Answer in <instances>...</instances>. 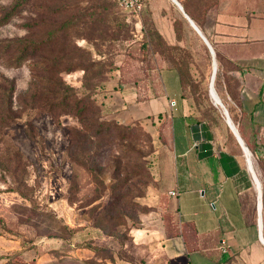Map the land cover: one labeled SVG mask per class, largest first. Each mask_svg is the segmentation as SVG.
Instances as JSON below:
<instances>
[{"label":"rangeland","instance_id":"374dc122","mask_svg":"<svg viewBox=\"0 0 264 264\" xmlns=\"http://www.w3.org/2000/svg\"><path fill=\"white\" fill-rule=\"evenodd\" d=\"M15 1L0 0V19ZM187 1L216 51L211 35L216 30L215 18L209 12L220 0ZM233 1L231 6L236 11L260 6L264 10V0ZM68 19L71 23L61 26ZM156 22L174 29V43L166 40ZM163 29L172 39L169 29ZM51 34L56 36L43 52L18 65L10 62L16 52L0 49V264L11 262L14 253L19 254V246L28 245L30 238L59 236L71 226L99 224L101 212L116 200L114 187L118 185L125 197L120 204L124 218L117 223L123 224L110 226L109 231H116L123 240L121 256L136 264H158L148 259L149 252L141 242L131 241V232L139 226L142 214L148 212L143 202L149 188L160 186L154 179L158 166L165 178L174 172L172 148L166 147L172 140L170 120L166 119L165 124L157 118L123 122L120 131L129 138L118 144L116 136L97 138L96 144L86 142L84 149L79 146L71 151L72 129L81 130L82 135L86 130L77 115H54L42 106L49 100L46 94L39 98H46L43 102H35L32 95L38 81L32 64L46 58L55 60L56 68L49 73L51 80L65 81L75 88L78 97H90L98 105L90 116L106 121L112 118L107 113L110 95L133 77L137 59L146 55L145 73L159 88V66L176 71L180 66L184 72L182 93L191 101L195 120L217 129L230 153L252 177L245 151L223 107L215 103L214 93L215 98L211 96L212 54L173 0H143L142 9L132 12L123 10L115 0H29L0 25L1 41L42 39ZM217 76L216 91L237 125L238 116L230 99L237 82L226 69L218 70ZM12 85L15 90L11 109H7L3 92ZM51 88L53 84L47 85ZM251 151V166L263 184L257 157ZM93 153L96 155L91 160ZM96 251L102 256L111 254L108 249Z\"/></svg>","mask_w":264,"mask_h":264},{"label":"crops","instance_id":"0c3cea01","mask_svg":"<svg viewBox=\"0 0 264 264\" xmlns=\"http://www.w3.org/2000/svg\"><path fill=\"white\" fill-rule=\"evenodd\" d=\"M233 4L220 0L210 9L216 27L211 35L228 73L237 79V101L230 99L242 133L238 129L245 142L255 146L264 179V10L260 6L236 11ZM156 24L174 43V29ZM159 78L160 88L147 80L146 98H140L145 87L140 82H122L107 105L109 115L120 122L151 116L170 120L172 127L166 147L172 148L174 172L165 178L160 165L154 172L160 186H151L143 202L153 208L142 214L131 241L141 242L148 259L158 264H264V183L261 232L258 181L244 171L217 129L195 120L178 72L159 66ZM71 228H76L71 236L36 238L21 252V260L6 264H136L121 256L120 242L99 228ZM95 246H108L111 254H96Z\"/></svg>","mask_w":264,"mask_h":264},{"label":"trees","instance_id":"16d2710c","mask_svg":"<svg viewBox=\"0 0 264 264\" xmlns=\"http://www.w3.org/2000/svg\"><path fill=\"white\" fill-rule=\"evenodd\" d=\"M28 1L29 0H16L9 8H7V11L4 13L2 18L0 19V25L5 24L9 19H11L13 17V15L15 14V12L20 7L25 5L26 2H28ZM115 1L119 4V6L123 10L129 11V12L133 11V10H128V9L124 8L118 2V0H115ZM179 1L184 6V9L188 13V15L201 28L199 18L197 17L195 12L191 9V5H192L191 2L187 1V0H179ZM69 20L70 19L63 21L61 23V26H64V28H65L67 26V24L71 23V21H69ZM58 31H60V30H58ZM55 36H56V34L55 35L51 34L50 36H48L46 38H42V39H34V38L27 37L26 39H10V40H3V41L0 40V49H2L3 52H14V53L16 52L17 54L10 59V62L18 65V64H21L24 60H28L32 56L43 52L45 50L46 46L49 44V42L51 40L54 39ZM216 56L218 57V60L220 63V65H218L219 72L221 69H226L227 74L229 76V73H228L229 68H227V66H225V64L227 65L225 58H223L222 54L218 50H216ZM135 62H137L136 64H138V69H136L134 71L133 77H131L130 80H132V79L137 80L138 82H140V84H142V86L144 85L145 86L144 87V93H145L148 91V87L146 86V83H148L147 80L152 79V77L149 75V72H148L149 76H147V73H145L147 70H146V67L144 65L147 64V62H148L146 55H145V57H142L141 59H137ZM32 67H33L32 70L34 71V73H36V79L38 81V85L36 86L38 88L34 91V94L32 95V96H34L35 102L36 103L43 102L46 98L45 99H39V98L43 94H46V96H47V98H49V100L44 101L42 103V106H47L48 111L54 115H56L59 112L64 113V114L73 113V114L77 115L82 127H84V129L86 130V132L82 135L81 130H78L76 128L72 129V132H71L72 142H71V146H70L71 151H73L74 148L76 149L79 146L82 149H84L86 142L88 144L90 143V145H94V144H96L95 140L97 138L101 139V138L107 137V138L111 139V138H114V136H116V143L117 144L120 141H123V140L129 138L128 134L126 132L120 131V129L122 127H124L121 124L123 122H120L115 118H111L110 121H106L107 119L101 120V119L95 118L93 116L92 117L90 116V112H92L93 110H96V108L98 107V105H96L90 97H86V95L78 97L75 88L72 87L71 85H69L68 83H66L65 81L51 80V77H50L51 75L49 73H51V72L53 73V71L56 68V61L55 60L50 61L49 59L46 58L42 61H38V62L33 63ZM176 69H177L178 75L180 77L181 86H182V90H183L184 72L180 66H178ZM216 78H218L217 75H216ZM234 80L237 82V79L235 77H234ZM42 81L43 82L45 81V82L42 83ZM126 81H129V80H126ZM126 81H123V82H126ZM50 84H53V88L47 89V85H50ZM14 90H15L14 85H12L10 87H7V89H5L3 92V101H4V104L6 105L7 109H11ZM234 91H235L234 96H232V98L234 99V101H237V87ZM144 93L142 94V96H140V98L148 97V95L147 94L145 95ZM48 96H50V97H48ZM183 96L187 97L186 95H184V92H183ZM107 111H108L107 113L109 115L110 112L108 110V107H107ZM148 118L153 119L154 117L150 116ZM165 120L166 119H164L163 121L161 120L162 121L161 124H165ZM137 121H142V120H137ZM199 122H201V121H199ZM236 123H237V126L239 127V120L238 119L236 120ZM113 130L115 131V133H112ZM89 131H92V134L89 135V133H88ZM240 131H241V128H240ZM120 132H121V134H120ZM241 133H242V131H241ZM249 145L256 155L255 146L251 145L250 143H249ZM95 155H96L95 153H93V155H91V160L94 159ZM74 160H77V157L74 156ZM262 167L264 168L263 164H262ZM114 189H115V192L117 194L116 200L109 207H106L104 209V211L101 212L102 213V220L99 222V224H94V226L101 229L103 233H105L109 236H113L114 238H116L120 242L121 245H123V242H122L123 240H121V238H119L120 237L119 234L116 233V231H114V230L109 231L110 226L117 227V225L123 224L122 221L124 218V215H122V213H121L122 211L120 210V206H121L120 204H121V201L123 200V198L125 196L121 194V191L119 190V185L117 187H114ZM124 205H126V204L124 203ZM143 206L148 211L152 210V208H153V207H150V206L145 205V204ZM120 217H121L122 221L117 223V220ZM75 230H76V228L68 227L67 233L66 234L61 233V234H59V236H71ZM33 241H34V239L30 238L28 241V245H26V246L21 245L20 250H18L19 254H18V252H15L13 258L15 260H21V258L20 257L17 258V256H19L21 254V252H23L24 249L29 248L30 244ZM94 248L96 250L108 249V251H111V248L108 246H95ZM14 259H12L11 262H13Z\"/></svg>","mask_w":264,"mask_h":264},{"label":"water","instance_id":"95a60500","mask_svg":"<svg viewBox=\"0 0 264 264\" xmlns=\"http://www.w3.org/2000/svg\"><path fill=\"white\" fill-rule=\"evenodd\" d=\"M176 2V4L178 5V7L180 8V10L183 12V14L185 15V17L187 18V20L189 21V23L191 24V26L196 30V32L200 35V37L203 39V41L205 42V44L207 45L210 53L212 54L213 57V73H212V79H211V85H210V92H211V96L212 98H215L214 96H216L217 99H214L216 104H219L223 107L224 113L226 115V119L227 122L229 124V126L231 127L232 131L234 132V130L237 132V139L240 142V144H243L246 146V148L248 149V151L251 153V155H253L250 147L248 146V144L245 142V140L243 139L242 135L240 134V131L238 129V127L236 126V124L234 123L230 112L228 110V108L224 105V103L222 102V99L220 98L219 94L216 91L215 88V80H216V75H217V71H218V60H217V56H216V51L215 48L213 46V44L210 42V40L208 39V37L206 36V34L203 32V30L196 24V22L188 15V13L185 11L184 6L182 5V3L179 0H174ZM214 93V96H213ZM234 130H233V128ZM235 134V132H234ZM236 135V134H235ZM242 142V143H241ZM259 203H258V213H259V224H260V229L262 232V184L259 181Z\"/></svg>","mask_w":264,"mask_h":264},{"label":"built area","instance_id":"2783aa9c","mask_svg":"<svg viewBox=\"0 0 264 264\" xmlns=\"http://www.w3.org/2000/svg\"><path fill=\"white\" fill-rule=\"evenodd\" d=\"M118 2L128 10L140 11L143 7V0H118Z\"/></svg>","mask_w":264,"mask_h":264},{"label":"bare ground","instance_id":"6f19581e","mask_svg":"<svg viewBox=\"0 0 264 264\" xmlns=\"http://www.w3.org/2000/svg\"><path fill=\"white\" fill-rule=\"evenodd\" d=\"M174 1V0H173ZM174 3H176L175 1H174ZM214 99V98H213ZM237 126V125H236ZM233 128V127H232ZM233 130H234V128H233ZM234 132L236 133V136H237V132L234 130ZM242 143V142H241ZM242 145V147H243V149H244V151H245V157H246V160L248 161V164H249V166H251V165H253L254 166V162H253V158H252V155H251V153L248 151V149L246 148V146L245 145H243V144H241ZM253 166H252V169H253V174H254V177L256 178V180L258 181V185H259V178H258V175H257V173H256V171L254 170V168H253ZM261 182V181H260ZM259 188H260V185H259V187H258V192H259Z\"/></svg>","mask_w":264,"mask_h":264}]
</instances>
